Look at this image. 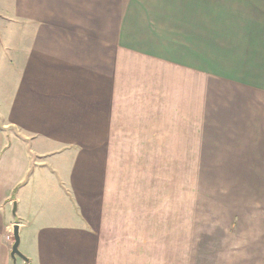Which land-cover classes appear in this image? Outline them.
I'll use <instances>...</instances> for the list:
<instances>
[{
	"label": "crops",
	"instance_id": "obj_1",
	"mask_svg": "<svg viewBox=\"0 0 264 264\" xmlns=\"http://www.w3.org/2000/svg\"><path fill=\"white\" fill-rule=\"evenodd\" d=\"M215 95L264 97V0H0V264L14 225L30 264L183 263L167 119L220 152L173 113ZM237 139L262 193L264 125Z\"/></svg>",
	"mask_w": 264,
	"mask_h": 264
},
{
	"label": "rangeland",
	"instance_id": "obj_2",
	"mask_svg": "<svg viewBox=\"0 0 264 264\" xmlns=\"http://www.w3.org/2000/svg\"><path fill=\"white\" fill-rule=\"evenodd\" d=\"M224 93L228 90L220 92ZM199 96L197 112H187L173 103V113L178 115L175 120L197 121L198 127L193 124L192 135L208 136L209 130L215 131L217 136L232 139L228 140L232 144H226L218 152L209 149L215 144L206 145L203 139L192 143L185 137L190 133H184L182 128L169 127L171 122L169 117L167 119V135H174L175 139L166 145L167 150L185 152L182 160H168L167 167L174 168L177 164V168L186 174L182 181V200L188 207H184L183 220L187 221L186 215L191 213V221L196 224L193 230L184 232V240L189 237L191 242L184 244V262L181 264H264V216L260 213L264 214V192L255 191L260 176L240 174L255 172L256 161L252 156L249 159L241 156L243 153L237 139L253 137L256 127L264 125V97ZM196 130L198 133L194 132ZM163 146H159L161 151ZM198 146L201 147L196 150ZM191 150L199 152L198 155L190 153ZM202 167H217V170H207L210 175H201L207 174ZM261 180L264 183V177ZM196 208L200 211L193 214L192 209ZM193 237L195 240L192 241ZM18 248L20 250V246ZM20 263V257H16L12 264Z\"/></svg>",
	"mask_w": 264,
	"mask_h": 264
},
{
	"label": "water",
	"instance_id": "obj_3",
	"mask_svg": "<svg viewBox=\"0 0 264 264\" xmlns=\"http://www.w3.org/2000/svg\"><path fill=\"white\" fill-rule=\"evenodd\" d=\"M12 236H13V242L11 245V250H10V257L15 260L16 257H20L24 262L28 263V259L20 252L19 250V243H20V236L18 233V227L17 225L13 226L12 229Z\"/></svg>",
	"mask_w": 264,
	"mask_h": 264
}]
</instances>
